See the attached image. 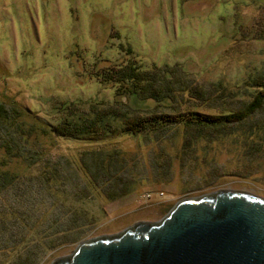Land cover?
I'll return each mask as SVG.
<instances>
[{
	"label": "rangeland",
	"instance_id": "obj_1",
	"mask_svg": "<svg viewBox=\"0 0 264 264\" xmlns=\"http://www.w3.org/2000/svg\"><path fill=\"white\" fill-rule=\"evenodd\" d=\"M129 48L133 55L127 54ZM134 60L144 71L168 68L185 84L204 90L219 84L236 93V100L224 106L213 103L210 108L199 103L197 111L236 110L256 93L249 85L264 78V0H0V102L47 125H55L58 115L52 109L60 101L113 102L115 86L101 83L97 75ZM123 102L143 115L168 111L136 96L123 97ZM197 105L189 102L183 108ZM152 138V133L143 138H116L108 147L134 154L139 150L150 160L145 173L151 177L156 175L152 160L162 148H169ZM177 138L182 141L181 135ZM41 140L52 160L83 147L55 137ZM228 141L223 145L201 142L195 149L196 158L188 156L182 166L174 164L168 182L153 183L151 178L115 202H85L83 208L94 222L83 228L81 238L75 230L65 235L59 232L65 230L67 216L61 215V226H55L58 215L46 213V205L30 210L27 200L32 193L26 185L18 186L8 193L13 194L11 198L0 199V207L12 201L21 219L31 214V222L37 225L34 231L25 230L14 253L2 249L6 242L0 236V264L26 262L31 256L36 257L35 264H52L71 256L81 242L120 234L139 222L158 223L179 201L218 190L264 198V156L257 172H250L247 179L240 172L247 169L240 145ZM4 157L0 149V169ZM5 168L28 172L17 161ZM35 195L47 205L53 198ZM53 222L55 228L49 231Z\"/></svg>",
	"mask_w": 264,
	"mask_h": 264
},
{
	"label": "trees",
	"instance_id": "obj_2",
	"mask_svg": "<svg viewBox=\"0 0 264 264\" xmlns=\"http://www.w3.org/2000/svg\"><path fill=\"white\" fill-rule=\"evenodd\" d=\"M127 54L134 53L129 48ZM97 76L101 83L115 86L114 101H60L52 109L58 115L55 125H47L20 108L0 102V149L5 154L0 169V199L11 198L10 191L26 185L32 193V199L27 200L30 210L41 204L46 205V213L58 215L57 224L49 225V231L55 228L54 224L61 226L59 217L64 215L69 221L65 230L59 232L65 235L75 230L81 238L79 233L83 228L94 222V217L83 208L85 202H115L135 192L151 178L153 183L168 182L173 177L174 164L182 166L188 156L196 158L195 149L201 142L223 145L232 139L234 144L240 145L247 169L239 171L247 179L252 175L250 172H257V164L261 165L264 156V78L249 85L256 93L236 110L205 114L196 110L199 103L205 107L213 103L224 106L227 101L236 100V93H230L219 84L208 90L185 84L168 68L144 71L135 60L100 71ZM126 96L151 100L168 111L143 115L141 110L123 102ZM189 102L198 105L193 109L183 108ZM238 127L240 130L235 131ZM149 133L153 134L150 141L169 144L168 149L162 148L152 160L151 168L156 170V175L151 177L145 173L150 160L147 161L139 150L134 154L108 147L109 141L116 138H143ZM179 135L182 141L177 138ZM53 137L83 147L52 160L41 139ZM171 140L176 141L172 144ZM177 140L181 141L179 149H175L179 144ZM12 161L25 164L28 172L6 170ZM37 193L41 196L44 193L45 198L51 195L54 199L49 205L44 204V198H35ZM10 202L0 207V236L6 242L2 249L14 253L17 244L26 236L25 230L34 231L37 224L31 222V214L26 213L22 215L26 218L21 219ZM55 233L58 235L57 231ZM42 234L46 235L43 231ZM35 259L31 256L26 262L14 264H35Z\"/></svg>",
	"mask_w": 264,
	"mask_h": 264
},
{
	"label": "water",
	"instance_id": "obj_3",
	"mask_svg": "<svg viewBox=\"0 0 264 264\" xmlns=\"http://www.w3.org/2000/svg\"><path fill=\"white\" fill-rule=\"evenodd\" d=\"M52 264H264V198L235 190L187 198L158 223L81 242Z\"/></svg>",
	"mask_w": 264,
	"mask_h": 264
}]
</instances>
